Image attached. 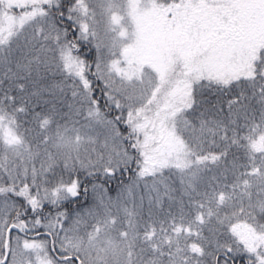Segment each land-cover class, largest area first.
<instances>
[{
	"label": "snow or ice",
	"instance_id": "1",
	"mask_svg": "<svg viewBox=\"0 0 264 264\" xmlns=\"http://www.w3.org/2000/svg\"><path fill=\"white\" fill-rule=\"evenodd\" d=\"M0 264H264V0H0Z\"/></svg>",
	"mask_w": 264,
	"mask_h": 264
}]
</instances>
